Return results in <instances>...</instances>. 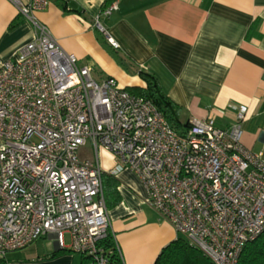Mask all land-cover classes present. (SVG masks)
I'll return each mask as SVG.
<instances>
[{"label": "built area", "instance_id": "1", "mask_svg": "<svg viewBox=\"0 0 264 264\" xmlns=\"http://www.w3.org/2000/svg\"><path fill=\"white\" fill-rule=\"evenodd\" d=\"M7 1L27 18L49 6V0ZM119 2L100 16H110ZM100 16L95 29L117 49ZM231 108L228 129L207 117L190 120L178 134L149 100L113 78L96 81L91 66H77L34 24L32 40L0 65V259L50 235L83 264H115L102 245L110 219L101 148L115 158L116 172L138 177L161 222L212 264H238L244 247L264 235V145L259 153L244 147L247 110ZM88 142L95 160L80 158Z\"/></svg>", "mask_w": 264, "mask_h": 264}, {"label": "crops", "instance_id": "2", "mask_svg": "<svg viewBox=\"0 0 264 264\" xmlns=\"http://www.w3.org/2000/svg\"><path fill=\"white\" fill-rule=\"evenodd\" d=\"M104 2L49 0L47 9L27 18L0 0V65L32 40L38 24L76 57L77 66H91L96 81L113 78L123 89L144 88L139 74L155 77L180 108L181 122L212 117L216 127L228 129L235 118L231 106L245 107L241 142L252 153L262 151L264 0H120L108 17L100 16ZM99 16L117 49L95 29ZM97 161L104 179L117 182L119 201L108 209L109 234L122 264H153L178 235L146 205L145 189L132 171L116 172L115 158L101 148ZM20 252L5 260L82 264L80 256L59 250L50 235Z\"/></svg>", "mask_w": 264, "mask_h": 264}, {"label": "trees", "instance_id": "3", "mask_svg": "<svg viewBox=\"0 0 264 264\" xmlns=\"http://www.w3.org/2000/svg\"><path fill=\"white\" fill-rule=\"evenodd\" d=\"M114 1L105 0L102 11L108 8ZM139 77L145 84L144 88H125L124 90L130 94L149 100L165 118L170 127L178 134H182L188 128L189 122L180 121V108L163 93L155 77L146 73H140ZM101 183L106 207L107 209H111L119 201V197L116 195L117 182L104 179L102 174ZM110 196L113 197L112 201H109ZM102 245L106 250L111 252L112 261L115 264H120V257L109 233ZM83 261L84 259H82V264ZM0 264H8V262L5 259H0ZM153 264H212V262L197 248L191 246L185 238L177 236L176 240L161 250ZM238 264H264V235L259 236L244 247Z\"/></svg>", "mask_w": 264, "mask_h": 264}, {"label": "rangeland", "instance_id": "4", "mask_svg": "<svg viewBox=\"0 0 264 264\" xmlns=\"http://www.w3.org/2000/svg\"><path fill=\"white\" fill-rule=\"evenodd\" d=\"M80 157H85L86 159H93V160H95V154H94V152H93V150H91L90 148H89V142L87 143V145H86V147H84L83 149H82V151H80ZM66 243H68V239H67V237H66ZM46 244H51L49 241H47L46 242ZM13 253H21L20 251L18 252V251H16V252H13ZM8 259H10V260H13L12 258H8ZM9 260H7V262H8Z\"/></svg>", "mask_w": 264, "mask_h": 264}]
</instances>
